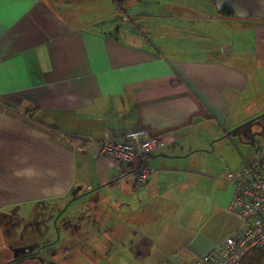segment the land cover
I'll return each mask as SVG.
<instances>
[{"label": "crops", "instance_id": "crops-1", "mask_svg": "<svg viewBox=\"0 0 264 264\" xmlns=\"http://www.w3.org/2000/svg\"><path fill=\"white\" fill-rule=\"evenodd\" d=\"M262 115L264 0H126L120 9L111 0H0L4 246L53 242L59 217L60 231L84 234L80 247L90 229L101 235L93 241H108L107 224L130 199L149 225L136 242L141 264H196L239 228L225 211V175L250 152L249 136L234 142L236 133ZM139 130L161 146L145 161L150 181L137 190L98 141ZM233 147L240 154L231 160L225 152ZM32 213L52 224L13 239L11 216ZM218 225L224 235L213 240ZM43 229L46 238L37 236Z\"/></svg>", "mask_w": 264, "mask_h": 264}, {"label": "built area", "instance_id": "built-area-1", "mask_svg": "<svg viewBox=\"0 0 264 264\" xmlns=\"http://www.w3.org/2000/svg\"><path fill=\"white\" fill-rule=\"evenodd\" d=\"M100 152L132 173L134 185H147L152 171L145 161L161 146L147 131H131L121 138L106 135L98 141ZM232 187L226 212L239 221L237 231L220 241L196 264H241L249 252L264 253V154L254 146L253 154L240 168L225 175Z\"/></svg>", "mask_w": 264, "mask_h": 264}, {"label": "rangeland", "instance_id": "rangeland-1", "mask_svg": "<svg viewBox=\"0 0 264 264\" xmlns=\"http://www.w3.org/2000/svg\"><path fill=\"white\" fill-rule=\"evenodd\" d=\"M245 135L246 137L249 136V142H252L253 139L256 137H259L260 140H264V118H261L260 120L253 122L245 127H243L239 132L236 133L237 136L233 138L234 142H238L237 137L240 135ZM261 134V135H260ZM219 143L215 144L216 151L220 152L218 146ZM236 146L240 147L239 143H236ZM247 148V146H245ZM240 154V151H237L236 148L233 147V150H230L228 152H225V156L228 159H235ZM144 187V186H142ZM142 187H137V190H140ZM188 192L187 190H185ZM117 193V192H116ZM116 193H114L116 195ZM204 196L208 197V193L205 192ZM116 198L121 200L123 197L121 194H117ZM125 205H120L116 208V212L113 214V219L111 222L107 224V230L102 226V231L106 230V233H108V241H93L94 238H98L96 236H101L99 234H94V229H90V232H92L90 235L86 234L87 237L85 239V243L88 247H80L79 241L76 240L78 237L82 239L83 233L78 231L77 229H74V232L72 235L69 233H63L59 229L53 230L51 233V236L49 238H59V243L54 246H50L47 249H44L40 251V253H37L33 256H28L24 259L14 261L13 259L15 257L25 256L26 254H29L28 249L23 246V241H15L12 244L13 250H5L8 245L4 246V230H0V264H141L140 257L136 258L134 255L139 254L141 251L139 250V247H136V242L138 240V237L142 238V234L144 233L142 231V228L144 227V222L146 219V213L144 210H139V206H135V204L130 200L127 199ZM125 202V201H123ZM78 204V203H77ZM76 204V205H77ZM174 208V207H173ZM175 209V208H174ZM181 209V207L179 208ZM226 209V207H225ZM52 210V213L55 211L53 209H50L49 211L45 212L48 213ZM188 213H190V209L186 208ZM226 211V210H225ZM70 215L73 216L72 210L69 211ZM76 213H78L77 210H75ZM22 217V215H20ZM8 217V216H7ZM6 218H0L1 223H6ZM12 222L18 223L13 226V231L11 237L13 239H16L20 235L17 233L18 231L23 232L24 229H32L35 230L34 227H42L40 224L51 225L49 218L45 217H36L35 213H32L30 217L27 218H19L15 216H11ZM76 221V220H74ZM114 221V222H113ZM52 222V221H51ZM113 222V223H112ZM78 223V222H76ZM21 224V225H20ZM114 225V226H113ZM33 227V228H32ZM76 227L79 228V230H82L80 226L76 225ZM51 228V227H50ZM149 228V225L144 227L146 230ZM9 228L8 230H11ZM53 229V227H52ZM55 229V228H54ZM88 229V228H87ZM143 229V230H144ZM8 230L5 229V231L8 234ZM89 230V229H88ZM142 231V233H140ZM55 232V234H54ZM134 232H138V234H134ZM37 233V236H42V233L44 235V238H46L47 234L45 233V229ZM140 233V234H139ZM105 234V233H104ZM150 234V233H148ZM139 235V236H138ZM224 235V228H221L220 225L214 227L211 229L210 233L208 234V237L211 239H219L221 236ZM25 236V235H24ZM65 237H70L71 241H68L65 239ZM107 240V236H105ZM145 239L144 241H146ZM73 241H76L74 243ZM143 241V240H142ZM144 244L149 246V243L146 241ZM74 245V248L72 246ZM106 247L105 252L100 257V249L99 246ZM130 245V246H129ZM132 247L135 248V250H131ZM96 248L98 250H96ZM103 252V250H102ZM13 260V262L11 261Z\"/></svg>", "mask_w": 264, "mask_h": 264}, {"label": "trees", "instance_id": "trees-1", "mask_svg": "<svg viewBox=\"0 0 264 264\" xmlns=\"http://www.w3.org/2000/svg\"><path fill=\"white\" fill-rule=\"evenodd\" d=\"M124 1H126V0H111L112 4H113L116 8H119V9H120V7L122 6V4H123ZM221 12H222V11H221ZM222 13H226L227 16H231V15H232V12H231L230 10H227V9H224ZM261 118H264V115H262V116H261L259 119H257L256 121L260 120ZM256 121H254V122H256ZM252 123H253V121H252ZM246 126H247V125H246ZM244 127H245V126H244ZM235 133H236V131L233 132L232 134H235ZM260 135H261V134H260ZM247 137H248V136H247ZM247 137H246V138H247ZM246 143H247V145L250 146V152L248 153V155H247L246 157H244V158L242 159V162H243L246 158L248 159V158H250V157L252 156L254 146H259L260 149H261L262 152H263V149H262V147H261V145H260V138H259V137H256V136H255V138L253 139L252 142H249V139H248V141H246ZM263 154H264V152H263ZM104 156H106V155H104ZM106 157H107V156H106ZM242 162H241V164H242ZM127 171H128L127 174L130 175V176H132V173H131L129 170H127ZM132 178H133V176H132ZM133 182H134V178H133ZM61 229H62V228H61ZM61 229H60V230H61ZM65 229H66V226H65ZM62 231H64V230L62 229ZM241 264H264V253L261 252V251L249 252V253H247V254L245 255V257L243 258Z\"/></svg>", "mask_w": 264, "mask_h": 264}, {"label": "flooded vegetation", "instance_id": "flooded-vegetation-1", "mask_svg": "<svg viewBox=\"0 0 264 264\" xmlns=\"http://www.w3.org/2000/svg\"><path fill=\"white\" fill-rule=\"evenodd\" d=\"M59 218H60V220H59ZM59 218H55V220L53 221V230H58L59 228L57 227V225L55 224V223H57V222H61V221H63L64 220V218L63 219H61V217H59ZM59 220V221H58ZM55 228V229H54ZM61 229V228H60ZM59 229V230H60ZM54 234H55V232H54ZM59 239V238H58ZM58 239H56L55 240V238H54V240H53V242H50V243H47V244H45V245H43L42 247H40L39 249H35V250H31V249H28V251H30V252H28L29 254H26L25 256H20V257H15L13 260L14 261H17V260H21V259H24V258H26V257H28V256H33V255H36L37 253H40V251H42V250H44V249H47L48 247H50V246H54L53 244H55V245H57L59 242H57V240ZM13 242H15V241H11L10 242V245L8 244V247L10 248V249H12L13 250V248H12V244H13ZM27 247V246H26ZM28 255V256H27ZM13 260H11L12 262H13Z\"/></svg>", "mask_w": 264, "mask_h": 264}, {"label": "water", "instance_id": "water-1", "mask_svg": "<svg viewBox=\"0 0 264 264\" xmlns=\"http://www.w3.org/2000/svg\"><path fill=\"white\" fill-rule=\"evenodd\" d=\"M252 122H248V123H246V125H249V124H251ZM246 125H244V126H246Z\"/></svg>", "mask_w": 264, "mask_h": 264}]
</instances>
